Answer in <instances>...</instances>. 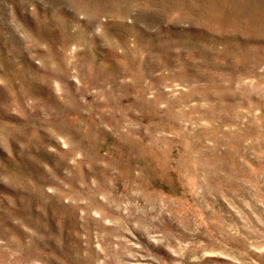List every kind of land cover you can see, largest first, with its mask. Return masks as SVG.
<instances>
[{"label":"rangeland","instance_id":"1","mask_svg":"<svg viewBox=\"0 0 264 264\" xmlns=\"http://www.w3.org/2000/svg\"><path fill=\"white\" fill-rule=\"evenodd\" d=\"M0 264H264V0H0Z\"/></svg>","mask_w":264,"mask_h":264}]
</instances>
